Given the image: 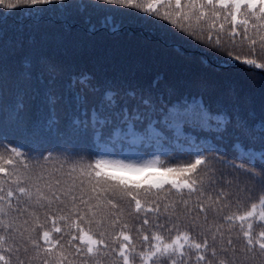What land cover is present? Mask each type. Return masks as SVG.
<instances>
[{"label": "snow or ice", "instance_id": "snow-or-ice-1", "mask_svg": "<svg viewBox=\"0 0 264 264\" xmlns=\"http://www.w3.org/2000/svg\"><path fill=\"white\" fill-rule=\"evenodd\" d=\"M54 0H0V8L15 9L21 5L37 6L49 5ZM63 2V0H60ZM104 4L118 6V8L131 9L142 13L148 17H153L159 20L166 21L176 27L183 33L189 41H196L203 44L206 48L217 56H223L224 63L230 64H243L248 68L264 70V62H258L257 47L259 45V55L264 57V0H102ZM164 8L165 11H160ZM243 10V11H242ZM240 17L237 19V17ZM207 19L210 22V28L216 30V23L223 20L219 24V30L213 38L211 32L208 33L207 38L204 35L205 29L200 27L199 22ZM196 22L193 26L192 21ZM111 17H106L102 21V25L110 23ZM184 22H188L187 25ZM231 23V31L228 32L231 37V43L222 42L221 36L225 32V24ZM237 25L243 28V36L241 43L237 44L235 37L240 35L237 32ZM115 31V27L113 28ZM252 35H249V31ZM90 31H95V25H92ZM246 43L248 54H244L242 46ZM44 68L49 73L56 71L55 65L48 63L46 60L42 61ZM27 72L24 74L26 79L31 73L30 62L25 63ZM7 77L3 70H0V90L5 87ZM91 78L87 75H82L78 80H74L72 85L79 84L82 89H90L93 92L98 91L90 84ZM159 78L153 81L152 87H157ZM170 94H172L170 92ZM117 94L111 90L106 91L100 97L98 105H94L89 111L86 107L87 96L76 93L70 103L75 104L76 110L79 112L82 108L83 119H74L72 123L76 125V130L79 126L83 125L86 131L89 125L96 132L97 136H102L106 128H111L115 124V119L112 114L118 106L116 99ZM128 98L134 100L136 98L135 91L126 93ZM130 101H125V106L120 111V116L123 117L125 123L128 121L127 113L131 111L127 107ZM49 103L55 106L57 98L54 96L49 97ZM143 106L145 112L140 111ZM23 105H17L15 112L18 115L19 109ZM135 120L141 124L144 123L146 115L149 111H156V104L151 95L145 97L140 96L139 101L135 105ZM253 117H249V120ZM55 123V120L52 121ZM161 121L157 119L155 124ZM163 126L168 128L172 125L182 128L184 125L196 126L202 130L214 131L219 133L218 138H223V134L229 131L231 126L234 131L238 132L240 136L249 139H256L257 136L261 142L262 148L257 154L255 150L246 147L240 137H237L236 142L232 148L239 160L247 161V163H235L234 161H224L219 155L220 149L216 148L210 142L197 143L195 140L186 141L185 145H180L177 151L186 153L188 159H173L175 166H167L164 161H161L159 156L154 157L152 160H141L139 158L133 160L130 156H125L124 159H110L107 155H99L93 161L89 162L86 166H81L79 169L74 163L71 169L67 172L68 181H63L67 187L64 188V194L70 197V204L60 200L59 196H55V200L60 201L64 205L63 208L58 209V212L68 211L64 215H56L55 217L49 216L45 213V224L49 219L52 220L51 229L43 231L44 224H38L37 227L42 230L41 237H33L31 234L25 239V232H35L36 227L31 229L24 227L23 231L18 228L12 227L15 223L13 220L8 225H5L2 217L6 215L3 201L5 197L0 195V228L9 227L12 233H19V237L23 241L19 245H7V239L0 233V264H12V256L20 252L23 248L24 258L16 255V264H32L33 261L40 260L42 264H102L105 257L111 256L116 253L120 264H136L139 260L140 264H246L248 260H255L257 253L259 256L264 257V116L261 117L258 125H253L248 120L237 118L233 122L232 117L226 111L213 112L209 104H206L201 97L200 99H192L191 102L186 99H178L175 103L163 109ZM148 129H154L155 124L153 121L147 119ZM51 153L43 157L27 156L20 150L19 146L9 147L0 143V174L16 175V169L13 162V157H26L28 160L37 162V167H42L39 161H48ZM164 155H168L165 152ZM259 160L261 167L259 170L255 167L256 161ZM216 164H221L225 169H233L243 172L252 185H261V193L257 202H252L250 207L241 213L233 212L228 215H221L223 209L229 207V203H225L223 207H218L220 200L213 199L212 195H206L216 191L218 185L221 183L231 186L232 180L227 178L228 173L219 170L215 167ZM12 166V171L9 172L7 166ZM164 166L167 172H177L181 174L179 180H156L148 187L140 189L138 182L128 181L122 176L111 175L105 169H124L136 171L148 167ZM28 168V164H24ZM63 167V165H61ZM204 169V174H200V169ZM188 174V175H185ZM51 173L49 176L51 177ZM32 179L31 177H25ZM20 177L16 176L14 183L18 184L17 191L22 196H27L28 201L32 200V192L29 188L19 186ZM45 180V177L40 174L37 175L33 181L32 186L36 189L35 203L40 208H45L46 205L41 203L47 200V207L50 208L54 202L52 199L44 196L40 186V181ZM78 182V183H77ZM5 181L0 179V192L4 191ZM54 183L57 186L62 185L60 179H55ZM238 183V181H237ZM170 185L168 192L162 198L159 193L164 191V185ZM87 185V187H86ZM52 182L46 181L44 187L49 190L52 188ZM79 189V205H83L81 209L77 204V196L72 193ZM187 190V198L184 196L183 190ZM180 198L179 203L182 209L177 212L176 203H165L163 211L160 208L161 199H167L172 191ZM242 191H247L249 194L253 190L248 187L247 183ZM12 191L9 190L8 197L12 196ZM112 194H118L121 200L127 201L129 204L134 203V211L140 213L142 210L145 212H152L156 215L157 229H165V223H160L161 217H166V223H171V227L166 230L171 234L175 230L174 235L165 237L161 231H152L151 235L143 233V226L149 224V220L145 217L140 227L136 229L141 234V248L137 250L136 244L131 236L124 231L118 234L112 233L115 239L112 243L118 242V249L112 247L105 239L106 232L98 231L93 232L89 227L87 231L80 226L72 216L78 217L79 221L87 225H95L100 229L105 220L109 217H114L111 220V226L114 227L119 223V216L116 212L110 209L118 207L113 199L110 198ZM155 195L152 201L153 207H143L141 197H148ZM218 197L223 198L225 193L218 192ZM196 196V203L193 208L188 207L189 200ZM87 197V198H85ZM205 199L208 201L205 204ZM249 199L251 196L249 195ZM95 200V203L92 201ZM240 201L237 199V204ZM110 206V207H109ZM8 208L12 206L9 203ZM86 209V211H85ZM171 209V211H170ZM21 215L27 211L26 208L15 209ZM195 212V215H194ZM209 212L212 213V219H209ZM203 213V223L199 220V215ZM90 214V215H89ZM35 215V213H33ZM120 215H123V209L120 210ZM175 220L173 221V218ZM184 218L190 221L192 229L199 227L201 231L199 242L192 238L190 231H182L179 227L180 220ZM38 220L39 217H36ZM228 222L229 233L237 228L236 238L243 239L244 243L240 248V252L244 255H237V248L233 243L231 235L224 241V233L221 229L224 227L223 223L219 221ZM63 221L67 230H62L57 227V222ZM24 225L28 224V220L23 221ZM259 226L260 230L257 231L256 227ZM128 228V224L123 225ZM73 230L77 235H73ZM63 234L58 239H53L51 233ZM209 235L211 236L212 243H209ZM220 236L219 242L217 236ZM98 236L99 238H94ZM65 237L67 239L65 240ZM11 239L15 240V235H10ZM43 240V244L40 243ZM77 241H79L77 243ZM29 246L31 248V255L29 254ZM9 253V255H5Z\"/></svg>", "mask_w": 264, "mask_h": 264}, {"label": "trees", "instance_id": "trees-1", "mask_svg": "<svg viewBox=\"0 0 264 264\" xmlns=\"http://www.w3.org/2000/svg\"><path fill=\"white\" fill-rule=\"evenodd\" d=\"M153 2H155V0H153ZM159 10L165 11L164 8H160ZM2 15L5 16L2 17ZM106 17H111V21L107 25H102L101 22L104 21ZM239 18L240 17L238 16L237 19ZM7 19H11L12 22L10 25H6L5 20ZM56 22H60L63 25L59 34L75 30L80 36H87L84 29L91 28L92 25H95V31H99L93 34L95 37L105 35L103 30L106 27L109 26L112 29L115 27V31L113 30L112 32L106 33L107 37L111 36L112 44H123L125 41V44L122 47L126 53H129L137 48L129 38L135 39L142 43V50H147L149 52L148 54L155 57L159 64L152 69H147L146 72H143L142 74L135 73L129 69H124L123 67L107 66L104 71L106 75L103 76L102 73H99L96 65L90 66V64H87V61L92 60L91 58H78V61L74 63L67 61L64 57L59 55L61 51L57 50H62V48L61 40L55 36L54 24ZM21 23L26 24L23 25ZM184 23L187 25L188 22ZM220 23H223L222 19L216 23V30L210 28V22L207 19L201 20L199 25L205 29L204 35L206 38L209 32H211L213 38H215ZM192 24L195 26L196 22L193 20ZM230 31L231 23L229 22L225 24V32L221 36L222 42L231 43L232 38L228 35V32ZM237 32L240 35L236 36L235 39L236 43L240 44L243 36V28L239 25H237ZM249 35H252L251 30L249 31ZM115 39H118V41ZM0 41H5L11 44V50L15 48L14 50L16 51L14 52L23 55L24 60L20 63L15 59H10L8 63L6 60H1L5 70L14 74L11 77L12 81H14L12 82L14 90L10 96L1 94L0 100L2 98L11 97L14 102L20 103L21 105L26 102V99L23 98L24 95H28L31 97V100L36 98L43 101L41 98L43 97L44 92H41L39 88L43 84H50L49 81L52 80V76L49 75L48 77L50 79L45 81L39 80L43 74L48 72L44 68L42 61L46 60L50 63L51 56H55L56 63L59 66L69 65L67 76H65L67 85H72L74 80H78L82 75H87L91 78L90 84L98 89V91H96L97 95L101 93L102 96L104 92L109 90L115 93L117 90H120L121 92L124 91L118 98H116L119 103L112 114L115 119V124L111 129L107 128L108 130L110 129L112 134V136H107V139H112L114 142H100L102 136H97L96 132L93 130L95 141L98 143L96 157L99 155H107L110 159H124L125 156H130L133 160L137 158L141 160H152L154 157L159 156L160 159H163L167 157V155H164L167 150H171L173 153L179 152L177 151L178 147H173L172 143L182 145L183 142L186 143V141L191 140H195L197 143H204L207 142L206 139H215L217 134L213 131L202 130L196 126L184 125L182 128L177 127L176 125H172L168 128L163 126V109L181 98L191 102L194 98L200 99L202 97L204 102L211 106L213 112L226 111L232 117L233 122H235L237 118H241L248 120L250 124L258 125L261 117L264 116V70L248 68L239 63L226 64L223 62L225 59L223 56L213 54L211 50L206 48L203 44H199L196 41H189L183 33L170 23L153 17H148L135 10L123 9L118 8V6L104 4L102 0H63V2H60V0H54V2L49 5H21L15 9L0 8ZM256 47V58L258 62H264V57L259 55V45L257 44ZM47 49L49 51H47ZM84 49L85 45L78 48L76 42L73 40L70 52L77 56L78 51ZM240 50L243 51L244 54H248L249 50L246 43ZM106 61L108 62L107 58ZM26 62H30L31 64V73L25 79L24 74L27 72V69L25 68ZM11 63H14V66L17 67L18 70H14L8 65ZM123 64L126 67L132 66L130 60L125 58ZM109 70L111 74L107 73ZM61 78L62 77L57 79V83ZM157 78H159L158 86L152 87L153 81L157 80ZM73 87L81 88L79 84H75ZM129 91L136 92V98L134 100L126 96V93ZM29 92L34 93L35 96H32ZM170 92L172 94H170ZM13 93H15L14 96H12ZM78 93L82 95L80 92ZM141 95L145 97L151 95L156 104V111H149L147 113L146 121H144L145 127L142 130L140 128H135L136 123L141 124L135 120V105L139 101ZM68 97L69 96L67 95L66 100H61L59 103L63 104V101L67 102V107L65 108L69 113L74 112V119L75 117L80 116V112L76 110L75 104L69 102L72 98L69 99ZM126 100L130 101L127 107L131 109V111L127 113V123H125L123 117L120 116V111L125 106ZM92 102H94V100ZM89 105L91 104L87 102L86 107L88 108ZM9 107L10 105L7 106V108ZM15 109L16 107L12 111L6 110L7 114H12L10 120L5 119L0 121L2 127L6 131L16 128L15 125L17 121H14V115L17 114ZM35 109H37V107H35ZM1 110L2 106L0 103V112ZM21 111L22 109H19V113ZM140 111L142 113L145 112L143 106L140 107ZM250 116L253 117V119L249 120ZM148 118L152 119L154 124L157 119H159L161 123L155 124L154 129L147 131ZM23 120L26 121L25 118H23ZM37 126L42 128L43 131L51 130L49 122L45 118H42V120L37 123ZM119 128H123L122 130L124 131L119 130ZM209 133H211V135L215 134V136H207L206 134ZM197 135H200V138ZM9 136L11 138L14 137L12 134ZM238 136L246 147L255 150L257 154L259 153L262 145L258 136L256 139L245 138L244 136H240L238 132L234 131L231 126L229 127V131L223 134L226 142L232 140H235L236 142ZM248 141L258 147L248 146V144H246ZM3 142H6L5 145L11 144L9 138H1L0 143ZM124 145H128L133 149L140 148L142 145H148L153 147V151L139 156L131 155L120 151V148ZM223 152L224 150H220L219 155L224 157L226 161L231 162L234 160L237 164L247 163V161L237 159L236 154L226 155ZM257 163H260V161L257 160L255 164V167L260 169L261 165H258ZM154 168L155 167H148L136 170L135 172L142 173ZM260 193L261 192H258V195H260ZM159 195L161 197V192ZM150 196L155 197V195ZM184 196L187 198V192H184ZM168 198L177 202H179L180 199L175 192H172ZM195 200L196 196H193L189 200L192 207ZM146 205L147 204L143 203L142 208ZM119 206L123 209L124 207L127 208L134 206V203L129 205L120 203ZM160 208L163 210L162 204L160 205ZM233 208L237 214L244 211L236 207ZM240 208H242V206H240ZM5 211L7 214L2 217L4 222L13 218L15 208L13 209L12 207L9 209L8 207H5ZM135 215L137 218L140 217L141 219H144L142 217L143 215H148L150 218L152 217L151 212H145L143 210ZM219 222L224 224V227L221 229L224 233V237L230 235L233 236V243L237 248V255H244L240 252V248L244 241L242 238L239 240L236 238L239 222H237V228L233 229L231 233H229L228 230V222L222 220ZM139 226H141V224ZM116 229L117 228H114L112 233H115ZM136 229L137 228L128 227V235L131 236L136 244L137 250H140L141 239L137 238L139 235ZM256 230H260L259 226L256 227ZM98 231H105V239L112 247L118 249V242L112 243L115 237L109 238L107 236L109 235V231H107L105 227L102 226L100 229L96 228L93 230V232ZM200 231L201 229L199 227L190 230L191 235L195 236L198 242L201 239L199 236ZM0 233H3L7 239L6 246L20 244L13 242L12 239L9 238L10 235H12V230L10 231L8 227L0 228ZM143 233L149 236L151 235L150 230L148 231L145 226H143ZM174 234L175 230H173L171 234L165 232L163 235L169 237ZM58 238L59 237L54 239ZM94 238L99 237L96 236ZM66 239L67 238H65V240ZM78 242L79 241H77V243ZM40 243L43 244V240H40ZM5 255H9V253H5ZM16 255L24 258L25 254L23 248H21L20 252L16 253ZM16 255L12 256V264H16ZM32 264H42V262L36 260L33 261ZM102 264H120V261L117 258L116 253H112L111 256L103 258ZM136 264H140L139 260H137ZM193 264H195L194 258ZM246 264H264V257L259 256L257 253L256 259L248 260L246 261Z\"/></svg>", "mask_w": 264, "mask_h": 264}, {"label": "rangeland", "instance_id": "rangeland-1", "mask_svg": "<svg viewBox=\"0 0 264 264\" xmlns=\"http://www.w3.org/2000/svg\"><path fill=\"white\" fill-rule=\"evenodd\" d=\"M5 15H2L4 17ZM6 25H10L12 22L11 19H7ZM4 21V22H5ZM26 24V23H21ZM55 26V36H57L58 39L61 40V48L62 50L59 54L61 57H64L69 62H76L79 59H86L91 58L92 60L87 61V64H90V66H97L99 73L103 76L106 74L104 73L107 66H118L123 67L124 69H129L135 73H143L146 72L148 69L154 68L158 63V60L149 55L147 50H142L143 45L142 43L136 41L135 39L129 38L133 44L136 45V49L134 51H130L129 53H126L123 50V45L125 44V41L123 44H112V38L111 36L107 37L106 33L112 32L113 29L111 27H106L103 31L105 35L100 36H93L94 33H97L99 31L90 32V28L84 29L87 33V36H80L75 30L70 31L68 33H61L59 32L62 30V24L60 22H56L54 24ZM3 28V27H2ZM73 40L76 42L78 48L85 45L84 50H80L77 53V56L70 52V49L72 48V42ZM118 41V39H115ZM12 45L5 41H0V70H3L6 74V81H5V87L0 90V95L4 94L7 96H10L14 90V85L12 82L11 77L14 75L10 71H6L3 63L1 60H6L7 63L10 59L17 60L18 63L24 61L23 55L20 53H16L11 50ZM10 51V52H9ZM47 51H49L47 49ZM99 58V59H98ZM106 58L108 59V62L106 61ZM125 59L130 60L131 67H126L123 64V61ZM51 64L55 65L56 71L54 73L46 72L43 74L39 80L45 81L50 79L48 76H52V80H50V84H43L39 88L41 92H44L43 97L41 98L43 101L38 100L34 98L31 100V97L28 95H24V99H26V102L23 103V107L20 108L22 111L18 115H14V121L16 120V128L13 130L6 131L2 127V123H0V139L1 138H9L11 140V144H6L9 147H16L19 146L20 150L23 153H26L27 156L31 157H43L47 156L49 153H51V157L48 161H43L42 159L39 161V164L42 165V167H37V162L34 160H28L26 157H13V162L16 169V175H6V174H0V179H3L5 181L3 187L4 191L8 192L9 190L12 191V196L8 197L7 193L0 192V195L5 197V200L3 201L4 207H8V204L10 203L13 209H23L26 208L27 211L23 212L21 215L19 212L15 211V214L13 218H11L8 222L5 221V225H8L13 220H15V223L12 224V227L18 228L20 231H23L24 227H27L29 229L36 227L35 232H25L24 238L26 239L29 234H31L33 237H41L42 236V230L37 227L38 224H44L43 231H48L51 229L52 220L49 219L47 223L45 224V213L47 212L49 216L55 217L56 215H64L68 210L65 209L64 212H58V209L63 208L64 205L60 203V201L55 200V196H59L60 200H63L65 202L70 204V197L66 196L64 194V188L67 187L66 184H63V181H68L70 183V180H68L67 172L71 169L73 164L75 163L77 168L81 166H86L89 162L93 161L97 155L98 152V143L95 141V135L93 132V129L91 126L87 128V130H84V126L80 125L79 130H76V125L72 123V120L74 119H83L82 111L83 108L79 111L78 117H75L73 119L74 112H70L65 108L67 107V102L63 101V104H60L59 101L66 100V96L68 95L69 99L74 96V94L77 92H80L83 96H87V102L91 105L88 106V110H90L94 105H98L101 97V93L97 95L96 92L91 91L90 89H79L76 87H69L70 85H67V82L65 81V76H67L68 66L69 65H63L59 66L56 63L55 56H51L50 61ZM11 68L14 70H18L17 67L14 66V63L8 64ZM107 73L111 74L110 70L107 71ZM116 75V74H115ZM136 75V74H135ZM61 78V80L57 83V79ZM52 82V83H51ZM94 87V85H93ZM102 92V91H101ZM124 91L117 90L116 91V98H118ZM32 96H35L34 93L29 92ZM15 93H13L12 96H14ZM54 96L57 98V103L53 107L49 103V97ZM67 98V99H68ZM94 100V102H92ZM69 101V100H68ZM2 110L0 112V121H3L5 119L10 120L12 118V114H7L6 110L12 111L17 105H20V103L14 102V100L11 97L2 98L0 100ZM10 105L9 108L7 106ZM37 107V109H35ZM213 111V110H212ZM71 116V117H69ZM23 118L26 119V121L23 120ZM42 118H45L49 122V127L51 130H45L43 131L42 128L37 126V123L42 120ZM53 119L55 120V123H53ZM152 120V119H151ZM146 121V118H145ZM153 121V120H152ZM48 125V123H47ZM145 123L143 124H137L135 128H140L141 130L144 129ZM111 129V128H110ZM110 129L107 128L104 129L102 138L100 139V142H108L113 143L114 141L112 139H107V136H112ZM123 128H119V130H122ZM149 129L147 128V131ZM214 132V131H213ZM217 134V137L215 139H206L207 142H210L213 144L216 148H219L220 150H224V154L226 155H232L235 154V152L232 150V144L235 142L233 141H227L223 138H218L220 136L219 133L214 132ZM13 135L14 137H10L9 135ZM215 134L211 135V133L206 134L207 136H215ZM9 136V137H7ZM200 138V135H197ZM109 138V137H108ZM107 139V140H106ZM247 142V140H246ZM6 142H3L5 144ZM173 147H178L180 145H176V143H172ZM248 146L258 147L255 144L250 143L248 141ZM182 145L186 146V143L183 142ZM167 149V148H166ZM121 152L131 154V155H142V154H148L153 151L152 146L148 145H142L140 148L133 149L128 145H124L122 148H120ZM166 151V150H164ZM168 155L167 157L161 159V161H164L167 166H175L173 163V159H188L186 153H180L175 152L173 153L171 150H167ZM222 160L226 161L224 157H221ZM234 161V160H233ZM28 164V168L24 167V164ZM258 165H261L260 163H257ZM63 165V167H61ZM215 167L219 170H223L228 173L227 178L229 180H232L233 183L231 186L225 185L221 183L218 185L216 191H212L211 193H206V195H211L214 197L213 199H219L220 203L218 207H223L225 203H229V207H226L223 209V213L221 215H228L233 212H235L233 207L246 210L250 207V204L252 202H257L258 200V192H261V185L256 184L255 186L252 185V182L250 181V178H248L243 172H239L233 169H225L223 165L216 164ZM7 169L9 172L12 171V166H7ZM259 170V169H257ZM109 174L111 175H117L122 176L128 181H135L138 182V187L140 189H143L145 187H148L156 180H179L181 178V174L177 172H167L166 168L164 166L155 167L152 170L145 171V172H135L130 170H124V169H105ZM52 174L51 177L49 174ZM42 174L45 177V180L40 181V186L43 191L44 196L48 197L49 199H52L54 202L52 203L51 207H47V200L41 201V203L45 204V208H40L38 205H36V189L32 186L33 181L37 175ZM200 174H204V169H200ZM188 175V174H185ZM16 176L20 177L19 180V186L20 187H26L29 188V190L32 192V200L31 202L28 201L27 196H22L19 191H17L18 184L14 183L13 181L16 180ZM25 177H31L32 179H26ZM55 179H60L62 181L61 186H57L54 181ZM52 182V188L49 190L47 187H44V184L46 181ZM238 181V183H237ZM78 183V182H77ZM247 183L248 187H252V191L249 194L247 191H242L241 189L245 188V184ZM87 187V185H86ZM170 188V185L165 184L164 185V191L161 192V197L163 198L166 193L168 192V189ZM223 191L225 193V196L222 198L218 197V192ZM172 192H175L173 190ZM183 192H187L186 189L183 190ZM55 194V196L53 195ZM73 195L77 196V204L81 209H84L83 205H79V189L77 188L73 193ZM160 194V193H159ZM249 195L251 196V199H249ZM87 198V197H85ZM110 198L113 199V202L118 205L115 209H110L112 212H116L119 216V223H117L114 227L111 226V220L115 219L114 217H109L107 220L104 221L103 227L109 231V235H107L109 238H113L112 232L114 228H117L115 230V234H118L120 231H123L128 234V228H124V224H128L129 228H138L139 225L142 224L143 219L140 217H136V213L134 211V206L130 207H124L123 208V215H120V203H123L124 205H129V203L125 200L120 201V197L118 194H112ZM155 199L153 196L148 197H141V203L143 205L147 204V207L154 206L152 204V201ZM237 199L240 201L239 204H237ZM173 202L176 203L177 212H179L182 209V206L179 202L168 198L161 199L160 205L164 207L165 203L172 204ZM205 204L207 205L208 201L205 199ZM92 203H95V200L92 201ZM196 203V200L194 201L193 207ZM144 206V207H146ZM242 206V208H240ZM110 207V206H109ZM189 208H193L190 203H188ZM86 211V209H85ZM161 211H163L161 209ZM171 211V209H170ZM35 213V215H33ZM152 213V212H151ZM90 215V214H89ZM140 216V215H139ZM36 217H39L37 220ZM143 218H147L149 220V224L145 225V228L149 231L150 234L152 231H161L162 234L165 232H168L166 229L171 227V223H166V217L160 218V223H165V229H157L155 227L156 224V215L152 213V217L150 218L148 215H143ZM72 219L75 220L77 223L80 224L82 228L87 231L89 227H91L93 230L96 229L95 225H87L79 221L78 217L73 215ZM209 219H212V213L209 212ZM28 220V224L24 225L23 221ZM175 220V217L173 218V221ZM199 220L201 223H203V213L199 215ZM57 227H60L62 230H67L65 223L63 221L57 222ZM179 227L182 231H190L192 230L191 223L187 220L182 218L179 222ZM8 229L11 231L12 229L8 227ZM222 232V231H221ZM63 234L61 233H51L53 235V239L60 237ZM73 235H77V233L73 230ZM145 234V233H144ZM12 235H15L16 239L12 241L15 243H22L23 241L19 237V233H12ZM139 236H137L138 239H142L141 234L138 233ZM147 235V234H146ZM67 238V237H65ZM193 239H196L195 236H192ZM225 244L228 237H223ZM232 240L234 241L233 236L231 235ZM42 240V239H40ZM220 236H217V241L219 242ZM136 241V240H135ZM212 243L211 236L209 235V243ZM29 250H31L29 246ZM29 254L31 255V251H29ZM242 256V255H240Z\"/></svg>", "mask_w": 264, "mask_h": 264}]
</instances>
